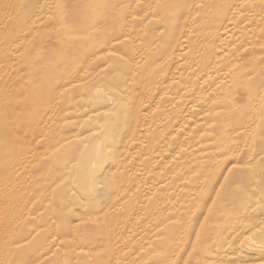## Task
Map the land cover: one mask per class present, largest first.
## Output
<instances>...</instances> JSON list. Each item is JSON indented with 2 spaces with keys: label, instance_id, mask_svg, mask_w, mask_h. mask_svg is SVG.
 <instances>
[{
  "label": "rangeland",
  "instance_id": "obj_1",
  "mask_svg": "<svg viewBox=\"0 0 264 264\" xmlns=\"http://www.w3.org/2000/svg\"><path fill=\"white\" fill-rule=\"evenodd\" d=\"M1 14L0 131L23 168L0 264H264V0Z\"/></svg>",
  "mask_w": 264,
  "mask_h": 264
},
{
  "label": "bare ground",
  "instance_id": "obj_2",
  "mask_svg": "<svg viewBox=\"0 0 264 264\" xmlns=\"http://www.w3.org/2000/svg\"><path fill=\"white\" fill-rule=\"evenodd\" d=\"M142 3V2H141ZM249 3V2H248ZM234 4V3H233ZM242 9V8H241ZM227 14H229V13H227ZM224 15V14H223ZM232 16H233V14H231ZM227 16V15H226ZM229 16V15H228ZM238 16H240V15H238ZM4 17V14H1V20H0V36H1V39H3L4 41H5V36L4 35H6V34H4L5 32H7V34H8V32L10 31V29L9 28H7V21H4L2 18ZM113 17V16H112ZM13 18V17H12ZM18 18V17H17ZM227 18V17H226ZM231 18V20H232V17H230ZM238 18V17H237ZM118 20V19H117ZM19 22V21H18ZM17 22V23H18ZM116 22V21H115ZM235 23H236V21H234ZM115 24V23H114ZM129 24V23H128ZM127 24V25H128ZM13 25V24H12ZM26 26H27V24H26ZM125 26V25H124ZM129 26V25H128ZM31 27V26H30ZM126 28H127V26H125ZM26 29V28H25ZM124 29V28H123ZM21 30V29H20ZM24 31V30H23ZM121 31H123V30H121ZM125 31V30H124ZM123 31V32H124ZM233 31V30H232ZM232 33H234V32H232ZM33 34V33H32ZM219 34V33H218ZM125 35V34H124ZM20 37H21V35H19ZM215 36L216 37H214V38H217V36L218 35H216L215 34ZM220 36V35H219ZM218 36V37H219ZM236 36V35H235ZM233 37H234V34H233ZM246 38V37H245ZM20 39V38H19ZM219 39V38H218ZM221 39V38H220ZM215 40L216 39H214V42H215ZM222 40V39H221ZM1 41V40H0ZM4 41H3V43H4ZM9 41V40H8ZM15 41H17V38H16V40L14 39V41L13 42H15ZM220 41V40H219ZM12 42V41H11ZM218 42V41H217ZM110 43V42H109ZM219 43V42H218ZM11 44V43H10ZM9 44V45H10ZM121 44H124V43H121ZM215 44V43H214ZM222 44V43H221ZM257 44V43H256ZM107 45V44H106ZM114 45V44H113ZM218 44H216V46H217ZM108 46H110V45H108ZM2 47V46H1ZM7 47V46H6ZM21 47V46H20ZM218 47V46H217ZM216 47V50L217 49H221V48H217ZM109 48H111V47H109ZM1 49V48H0ZM18 49V48H17ZM9 50V51H8ZM106 50V49H105ZM11 49L9 48H2L1 50H0V56L3 58H5V57H7L8 55L9 56H12L11 54ZM15 51V50H14ZM108 51H110L109 49H108ZM11 53V54H10ZM238 56V55H237ZM12 57H10V59H11ZM224 58H225V56H224ZM8 59V58H7ZM5 60V59H4ZM224 60V59H223ZM8 62H10L9 60H7ZM5 62H6V60H5ZM3 64V63H2ZM5 64V66L7 65L6 63H4ZM9 64V63H8ZM4 66V65H3ZM8 67V66H7ZM215 67V66H214ZM3 68V67H2ZM13 68V67H12ZM219 68V67H218ZM4 69H5V67H4ZM231 72H233V71H231ZM230 72V73H231ZM236 74V73H235ZM200 75V74H199ZM230 75H232V73L230 74ZM234 76V75H233ZM231 77V76H230ZM235 77V76H234ZM233 79V78H232ZM239 80V79H238ZM3 82V81H2ZM238 83V82H237ZM240 83V82H239ZM245 88H246V86H244ZM248 88V87H247ZM253 89V88H252ZM254 90V89H253ZM257 92V91H256ZM263 92V91H262ZM100 93V92H99ZM249 93V92H248ZM247 93V94H248ZM251 93V92H250ZM261 93V92H260ZM264 93V92H263ZM5 94V93H4ZM230 94V93H229ZM229 94H226V95H229ZM239 94V93H238ZM246 94V95H247ZM255 94V93H254ZM2 95H3V93H2ZM8 95V94H7ZM11 95V94H10ZM251 95H253V94H250L249 96H251ZM260 95V94H259ZM229 96H231V95H229ZM235 96V95H234ZM263 96H264V94H263ZM0 97H1V95H0ZM3 97V96H2ZM216 97V96H215ZM228 97V96H227ZM253 97V96H252ZM5 98V97H4ZM259 98H261V97H258V100H263V99H259ZM217 99V98H216ZM246 99H248V98H246ZM1 101V100H0ZM250 101H251V99H250ZM260 101H258V102H260ZM248 102V101H247ZM252 102V101H251ZM253 102L255 103L256 102V100L254 101L253 100ZM263 103H264V100L262 101ZM1 103V102H0ZM10 103V102H9ZM248 104H251L250 102L248 103ZM259 104V103H258ZM6 104L4 103V106H5ZM261 105V104H260ZM3 106V107H4ZM7 107V106H6ZM9 108V107H8ZM5 109V108H4ZM6 111H7V109H6ZM9 111H10V108H9ZM0 112H1V109H0ZM9 114V113H8ZM6 116V115H5ZM9 116H10V114H9ZM9 118V117H8ZM1 119H3V118H1ZM254 121V120H253ZM251 129V128H250ZM250 129H249V131H250ZM248 130V129H247ZM247 132L246 131V133H249V136H250V132ZM254 132V131H253ZM253 132H251V133H253ZM243 134H245V133H243ZM255 134V133H254ZM246 135H248V134H246ZM245 135V136H246ZM247 138H248V136H246ZM251 137H253V135L251 136ZM16 138H15V132H14V130H5L4 132H3V130H1L0 131V208H2L3 209V201L5 200V199H7V198H9L10 197V194L14 191V189H15V184L17 183V180H20V178H18L17 176H16V173H17V171H18V169L19 168H21V167H19L21 164L19 163V155H18V149L20 148V147H18V146H16ZM264 154V153H263ZM252 155V154H251ZM254 158V157H253ZM24 159V158H23ZM21 161V160H20ZM25 162V161H24ZM28 163V162H27ZM30 163V162H29ZM20 164V165H19ZM24 164V163H23ZM23 166V165H22ZM27 166V165H26ZM23 168V167H22ZM21 168V169H22ZM30 173V172H29ZM32 174V173H31ZM30 174V175H31ZM29 175V174H28ZM21 176H23V174H21ZM15 182V183H14ZM17 185V184H16ZM28 213V212H27ZM26 213V214H27ZM29 214V213H28ZM2 215V214H1ZM0 215V216H1ZM21 215V214H20ZM22 216V215H21ZM25 216V215H24ZM28 216V215H27ZM30 217V216H29ZM19 218V217H18ZM25 220H26V218H24ZM24 219H22V221L24 220ZM21 221V222H22ZM27 221V220H26ZM31 236V235H30ZM9 237H10V235H9ZM249 242V241H248ZM7 254V253H6ZM44 254V253H43ZM37 255V254H36ZM2 256H3V254H2ZM31 256V255H30ZM35 256V255H34ZM6 257V256H5ZM0 258H2V257H0ZM29 258V257H28ZM43 258V257H42ZM39 259H41V258H39ZM42 260V259H41ZM31 261V260H30ZM34 262V261H33ZM36 262H39V261H36ZM0 263H2L1 261H0ZM30 263H32V262H30ZM33 264H35V263H33Z\"/></svg>",
  "mask_w": 264,
  "mask_h": 264
}]
</instances>
